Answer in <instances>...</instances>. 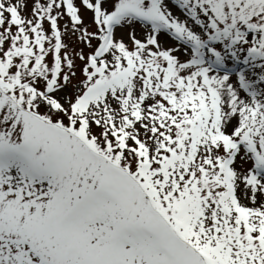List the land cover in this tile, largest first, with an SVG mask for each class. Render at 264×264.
I'll use <instances>...</instances> for the list:
<instances>
[{
  "label": "snow or ice",
  "instance_id": "snow-or-ice-1",
  "mask_svg": "<svg viewBox=\"0 0 264 264\" xmlns=\"http://www.w3.org/2000/svg\"><path fill=\"white\" fill-rule=\"evenodd\" d=\"M0 264H264V0H0Z\"/></svg>",
  "mask_w": 264,
  "mask_h": 264
},
{
  "label": "rangeland",
  "instance_id": "rangeland-1",
  "mask_svg": "<svg viewBox=\"0 0 264 264\" xmlns=\"http://www.w3.org/2000/svg\"><path fill=\"white\" fill-rule=\"evenodd\" d=\"M175 11V10H174ZM84 19H85V23L86 24H89L90 23V21H91V13L90 12H85L84 13ZM65 42L66 43H68L71 47H78L79 45L77 44V42H76V39H75V37L74 36H71V35H69V36H66L65 37ZM95 43V42H94ZM87 51V50H86ZM241 165H240V163L238 162V164H237V167L239 168ZM244 167H248V165H243Z\"/></svg>",
  "mask_w": 264,
  "mask_h": 264
}]
</instances>
